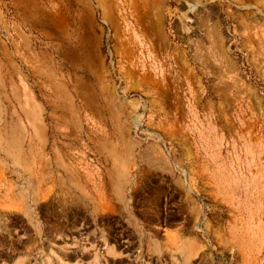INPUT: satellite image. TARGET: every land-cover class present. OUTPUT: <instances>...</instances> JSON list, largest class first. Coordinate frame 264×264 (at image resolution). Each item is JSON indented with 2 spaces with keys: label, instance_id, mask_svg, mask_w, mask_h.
<instances>
[{
  "label": "rangeland",
  "instance_id": "obj_1",
  "mask_svg": "<svg viewBox=\"0 0 264 264\" xmlns=\"http://www.w3.org/2000/svg\"><path fill=\"white\" fill-rule=\"evenodd\" d=\"M0 264H264V0H0Z\"/></svg>",
  "mask_w": 264,
  "mask_h": 264
}]
</instances>
